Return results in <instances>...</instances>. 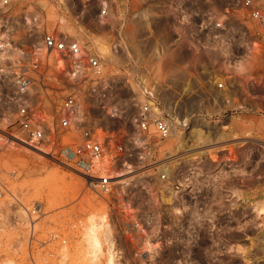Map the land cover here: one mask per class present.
I'll return each instance as SVG.
<instances>
[{
  "label": "built area",
  "instance_id": "2783aa9c",
  "mask_svg": "<svg viewBox=\"0 0 264 264\" xmlns=\"http://www.w3.org/2000/svg\"><path fill=\"white\" fill-rule=\"evenodd\" d=\"M42 1L0 0L5 12L0 15L3 137L43 157L61 156V163L79 173L87 187L106 201L111 239L119 245L114 260L126 264H220L230 259L229 251L221 248L219 210L208 204V198L218 193V173L205 167L208 162L217 164L220 156L212 159L205 153L209 149L192 141L187 119L169 117L161 104L158 83L149 76L155 64L165 61L168 46L181 53L264 54V0H239L238 9L213 7L205 15L190 11L187 4L192 0L138 1L140 7L133 17L154 46L144 50L142 61L136 58L132 63L118 53V74L131 69L126 80L139 108L136 135L123 139L89 126L87 117L80 116L82 92L89 98L105 99L108 91L105 64L86 41L71 33L46 31L34 49L27 51L14 44L12 29L18 21L33 25L27 34H34L35 13L42 10ZM58 1L70 5V0ZM102 16H108L105 9ZM119 49L124 50L123 43ZM179 66L188 67L189 63ZM209 82L219 92L226 89L217 77ZM185 96L198 98L194 91ZM50 104L51 111L46 109ZM177 134L180 141L159 158L163 144ZM67 138L71 143H65ZM243 144L246 149L249 142ZM227 151V160L220 162L226 171L239 164L237 151ZM132 159L137 164L126 161ZM137 179L153 181L165 194L150 188L147 193L155 205H132L117 186ZM225 193L228 198L237 197L232 191ZM232 199L227 201L228 213L237 211Z\"/></svg>",
  "mask_w": 264,
  "mask_h": 264
},
{
  "label": "rangeland",
  "instance_id": "374dc122",
  "mask_svg": "<svg viewBox=\"0 0 264 264\" xmlns=\"http://www.w3.org/2000/svg\"><path fill=\"white\" fill-rule=\"evenodd\" d=\"M138 1L70 0L67 7L58 0H43L39 6L42 10L35 13L32 36L27 33L33 25L25 26V21H18L12 29L16 47L27 51L40 45L46 31L67 32L86 41L105 64L108 91L105 99L89 98L82 92L80 116L87 117L89 126L122 139L136 135L139 108L126 80L131 69L118 74V53L132 63L136 58L142 61L144 50L154 46L133 17L140 7ZM187 6L205 15L213 7L238 9L241 3L192 0ZM104 9L107 17L102 16ZM4 13L0 9V15ZM98 44L106 49L102 51ZM168 47L165 61L152 62L155 66L149 77L158 83L161 104L169 117L187 119L192 141L209 149L205 153L212 159L220 156L217 164L208 162L205 167L218 173V193L208 198V204L219 210L221 248L230 253V259L220 264H264V214L259 213H264V54L181 53ZM184 62L189 66H179ZM216 77L225 83L226 89L220 93L209 82ZM191 91L198 98L187 99L185 95ZM46 109L51 111L52 104ZM3 112L0 109V129L5 130ZM176 136L163 144L159 158L180 141V135ZM244 141L249 142L246 149ZM65 143L71 141L67 138ZM229 149L237 151L239 164L226 171L220 162L227 160ZM55 157H43L13 143L0 131V264H126L109 262L105 237L106 232L111 235V227L106 201L87 187L79 173L62 164L61 156ZM126 161L137 164L135 159ZM154 184L150 180H127L117 188L126 192L132 205L148 206L156 204L147 193L150 188L165 194ZM227 191L237 197L228 198ZM228 199L235 204L234 213L227 212ZM94 215L106 220L98 230L103 248L98 259L89 252L85 238L88 220ZM114 245L118 250L119 245Z\"/></svg>",
  "mask_w": 264,
  "mask_h": 264
},
{
  "label": "bare ground",
  "instance_id": "6f19581e",
  "mask_svg": "<svg viewBox=\"0 0 264 264\" xmlns=\"http://www.w3.org/2000/svg\"><path fill=\"white\" fill-rule=\"evenodd\" d=\"M63 20V19H62ZM62 22V21H61ZM99 45V44H98ZM103 44H100L99 45V48L102 46ZM106 49V48H105ZM104 49V46H102L101 47V50L102 51H104L105 50ZM105 53H106V51H105ZM235 77V76H234ZM237 77V76H236ZM220 93V92H219ZM29 148V147H28ZM122 177V176H121ZM261 202H264V200H261ZM259 213L260 214H264L263 212H262V210H260L259 211ZM100 219V218H99ZM98 218H97V216H90V218H89V220H88V227H86V230H85V238H86V240H87V244H88V246H89V252L90 253H92V255H93V257L94 258H96V259H98V257H99V254H100V252L102 251V241H101V238L99 237V235H98V230L99 229H101L103 226H104V224L103 223H105V218L103 217V218H101L100 220H99ZM85 226H87V225H85ZM108 227V226H107ZM108 230V229H107ZM110 230V229H109ZM108 230V231H109ZM108 234V232H106V237H105V239L107 240V243H106V245H108V251H109V253H110V257H109V262H114V252H117V251H115V249L117 250V247H115V245H114V243H113V241H112V239H111V235H109ZM108 236V237H107ZM106 240H104V241H106ZM108 253V254H109Z\"/></svg>",
  "mask_w": 264,
  "mask_h": 264
}]
</instances>
